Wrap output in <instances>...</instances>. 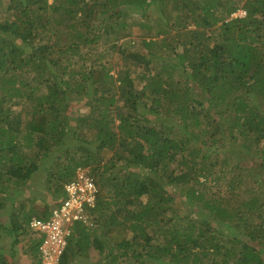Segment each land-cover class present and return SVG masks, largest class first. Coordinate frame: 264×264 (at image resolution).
I'll return each instance as SVG.
<instances>
[{
    "label": "trees",
    "instance_id": "16d2710c",
    "mask_svg": "<svg viewBox=\"0 0 264 264\" xmlns=\"http://www.w3.org/2000/svg\"><path fill=\"white\" fill-rule=\"evenodd\" d=\"M83 169L62 264H264V0H0V264Z\"/></svg>",
    "mask_w": 264,
    "mask_h": 264
},
{
    "label": "built area",
    "instance_id": "2783aa9c",
    "mask_svg": "<svg viewBox=\"0 0 264 264\" xmlns=\"http://www.w3.org/2000/svg\"><path fill=\"white\" fill-rule=\"evenodd\" d=\"M67 200L55 209L48 221L33 219L30 228L44 237L40 246V264H62L68 247V238L73 234L76 223L86 222V206L94 207L97 187L88 174H81L74 182L66 185Z\"/></svg>",
    "mask_w": 264,
    "mask_h": 264
},
{
    "label": "rangeland",
    "instance_id": "374dc122",
    "mask_svg": "<svg viewBox=\"0 0 264 264\" xmlns=\"http://www.w3.org/2000/svg\"><path fill=\"white\" fill-rule=\"evenodd\" d=\"M4 10V9H3ZM238 15H242V16H245V12L241 9L240 10V12H238L237 13ZM237 15V16H238ZM126 45H128V44H126V40L125 41H121L120 43H119V46L122 48V47H125ZM109 47H111V46H108L106 43L105 44H103L102 43V47L100 48V50H107V49H109ZM116 56V55H115ZM75 60V59H74ZM84 60V59H83ZM82 61H78V63L75 65L74 64V68H76V69H78L79 67H80V65L82 66ZM114 73V72H113ZM137 81H138V79H137ZM139 82V81H138ZM16 101H18V100H15L14 102H16ZM76 103V102H75ZM76 104H78L79 105V107L77 108V111H79V113L80 114H83L84 112H86V113H88L89 112V110L85 107V104L84 103H76ZM19 106H21V105H18L17 107H15V106H13L14 107V110H15V112H16V115H18V116H22V113H21V108L19 107ZM7 107H9V105H7ZM79 109V110H78ZM76 110V108H74L73 109V111H75ZM70 111H72V110H70ZM15 115V116H16ZM17 119H20L19 117H16ZM22 119V118H21ZM38 149V147H34L33 148V151H38L37 150ZM104 165V164H103ZM120 165H122V164H120ZM119 168H122V167H119ZM110 169H111V172L112 173H118L120 170L119 169H114L113 168V166H110ZM109 169V170H110ZM88 172L89 173V170L88 169H86L85 171H83V172ZM86 172V173H87ZM49 174V173H48ZM90 176V175H89ZM46 177H47V174H46V172H45V170H43V175H40V177L38 178V179H36V182H35V185L33 186L34 187V189L36 190V191H38V192H33L32 190H31V194H30V196L31 197H34V196H38V198H40V196H42L43 195V191H41L40 192V186L43 184L44 185V190H46V188H49V185H50V183H48V180H46ZM91 177V176H90ZM45 182V183H44ZM211 185L212 186H214V183H211ZM46 187V188H45ZM225 195V194H224ZM41 200V199H40ZM39 201V200H38ZM90 222V221H89ZM88 222V223H89ZM12 240V238H7L6 236H4V234L3 233H1L0 232V250L2 249L5 253H9V243H10V241ZM30 249H31V246H30V244L26 241H24L23 242V245H19V247H18V256H17V258H19V259H21V261H22V264H33V262H34V257L32 256V253H31V251H30ZM91 250V252L89 253L90 254V261L91 262H94L95 264H109L110 263V259L108 260V261H106V259H105V256H106V253H103V254H101L99 251H97V250H94V249H90ZM89 259V258H88ZM38 260H39V258H38ZM90 262L87 260L86 262H83V264H89ZM121 263L122 264H132L130 261H128V260H125V261H123V260H121Z\"/></svg>",
    "mask_w": 264,
    "mask_h": 264
},
{
    "label": "clouds",
    "instance_id": "9594fccd",
    "mask_svg": "<svg viewBox=\"0 0 264 264\" xmlns=\"http://www.w3.org/2000/svg\"><path fill=\"white\" fill-rule=\"evenodd\" d=\"M240 12V11H239ZM237 13H235L234 15H233V17H238V16H242V15H238ZM245 15H246V13H245ZM86 169H83V170H79V176L81 175V174H88V175H90V172L88 173L87 171V173L86 172H83V171H85ZM65 194H68L67 193V190H66V192H65ZM76 227V226H75ZM74 233V232H73ZM39 258V257H38ZM39 264H40V261H39Z\"/></svg>",
    "mask_w": 264,
    "mask_h": 264
}]
</instances>
